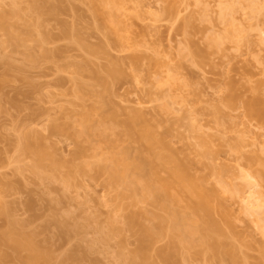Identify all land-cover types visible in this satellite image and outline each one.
I'll use <instances>...</instances> for the list:
<instances>
[{"label": "rangeland", "instance_id": "obj_1", "mask_svg": "<svg viewBox=\"0 0 264 264\" xmlns=\"http://www.w3.org/2000/svg\"><path fill=\"white\" fill-rule=\"evenodd\" d=\"M21 233L48 264H264V0H0V264Z\"/></svg>", "mask_w": 264, "mask_h": 264}, {"label": "bare ground", "instance_id": "obj_2", "mask_svg": "<svg viewBox=\"0 0 264 264\" xmlns=\"http://www.w3.org/2000/svg\"><path fill=\"white\" fill-rule=\"evenodd\" d=\"M13 10V9H12ZM5 28V31H6V34L8 35L7 36V40H8V42H10V41H12L14 38L15 39H20L21 38V36H22V34L20 33V32H14L13 30H11L10 28H6V27H4ZM17 41V40H16ZM16 41H15V43H16ZM256 103V102H255ZM258 112V113H257ZM256 115H258L259 117L261 116V115H259V114H261L259 111H258V109H257V111H256ZM101 133V132H100ZM120 158H122V161L120 160ZM123 157L121 156V157H117V158H115V164H117V168H119L120 169V171L122 172V174L124 175V176H126L129 172V169H128V167L126 166L127 164H126V162H124V164H126L125 166H124V164H123ZM158 159V158H157ZM154 160H156V159H154ZM153 160V161H154ZM153 161L151 162V160H150V162L151 163H153ZM155 162V161H154ZM158 162V161H157ZM149 163V162H148ZM121 165L123 166L122 168H121ZM147 166V165H146ZM178 166V165H177ZM148 168H150L149 166H148ZM178 168V167H177ZM181 168V167H180ZM117 170V169H116ZM119 171V170H118ZM118 171H116V172H118ZM151 172V171H150ZM153 173V172H152ZM151 174V173H150ZM150 177L151 178H155V176L154 175H150ZM157 178V177H156ZM158 179V178H157ZM184 180H185V176L184 175H182L180 172H179V170L178 169H176L174 172H173V181H174V183L176 182V183H178V184H180V186H182V188H183V182H184ZM153 181H155V180H153ZM159 181V180H158ZM148 182V181H147ZM141 186V188H142V190L143 191H148L150 188V186L148 185V184H142V185H140ZM161 190L163 191V193H164V195H165V197H166V199H167V201H168V204H167V206H172L175 202H177L178 200H177V196L173 193V191H172V188H171V184L170 183H163V185H162V187H161ZM203 206H207V204H206V202H203L202 204H200V205H197L196 206V208H200V207H203ZM208 211V210H207ZM205 212H206V210H205ZM184 215V214H183ZM209 217H210V215H209ZM176 223H178V224H184V223H188L190 226H191V231L189 232V234H193L195 231H197L198 230V223L196 222V220H195V218H191V217H188V216H182L181 217V219L179 220H176L175 221ZM209 225H211V229L213 230L214 228H215V225L211 222ZM206 227V226H205ZM216 228H218V227H216ZM202 229H203V227H202ZM205 229H207V227L205 228ZM205 229H203V230H205ZM215 230H217V229H215ZM14 233V232H13ZM12 233V234H13ZM20 233V232H19ZM18 232L16 233H14V234H19ZM144 233L148 236V237H150L151 236V230L150 229H144ZM216 233H218L217 231H216ZM22 234V233H21ZM207 235V234H206ZM215 235V234H214ZM13 237V239L14 238H16V237H18V238H20L21 236H23V238H20V239H15V243H17V244H15L14 243V245H15V248H16V250L18 249V250H20V249H26V250H29L30 252H28L29 254H31L30 256L28 255V259L26 258V261L27 262H29V264L30 263H32V264H44V263H42V261L41 260H43L44 259V261H45V258H44V254L43 255H41L42 253H40V252H38V250H35V249H37V248H35V247H33V244H31L32 242H31V240L27 237V238H24V234H22L20 237H19V235L18 236H16V237H14V235H12ZM26 237V236H25ZM206 237H208V236H206ZM10 238H11V236H10ZM11 238V239H12ZM12 239V240H13ZM18 240V241H17ZM28 240H30V241H28ZM14 242V241H13ZM145 243L146 242H144L143 241V245H145ZM18 247V248H17ZM175 247H176V243L174 242V243H172V248L173 249H175ZM46 256H47V254H46ZM43 258V259H42ZM41 261V262H40ZM43 261V262H44ZM47 261V260H46ZM45 261V263H47ZM38 262H40V263H38ZM48 264V263H47Z\"/></svg>", "mask_w": 264, "mask_h": 264}]
</instances>
